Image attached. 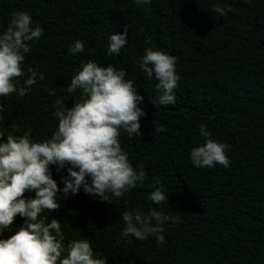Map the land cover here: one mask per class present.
Instances as JSON below:
<instances>
[{
	"label": "trees",
	"instance_id": "1",
	"mask_svg": "<svg viewBox=\"0 0 264 264\" xmlns=\"http://www.w3.org/2000/svg\"><path fill=\"white\" fill-rule=\"evenodd\" d=\"M216 5L226 15L214 13ZM18 11L27 12L43 35L29 42L31 51L21 66L25 76L14 83L23 86L29 66L44 79L24 97L0 96V143L29 129L32 142L50 139L58 130L54 102L68 108L86 99L80 90L67 92L82 61L124 69V79L144 97L138 104L146 113L139 121L143 135L129 138L121 129L118 139L133 168L144 165L145 181L112 203L82 188L67 197L57 193L60 208L42 215L61 222L64 243L86 239L94 258L106 257L107 264H264V0H151L143 5L134 0H0V35ZM125 24L128 43L118 55L109 54V35L123 34ZM77 40L84 51L70 55ZM148 47L176 58L175 105H160L158 81L149 80L136 63ZM47 90L56 94L49 96ZM201 124L215 141L228 145V168L193 165L191 150L205 142ZM161 125L166 132L155 131ZM49 167L62 189L67 166L59 172ZM156 178L168 196L159 205L150 199ZM34 196L25 193V198ZM153 209L179 216L176 224L163 225L162 246L151 236L121 238L125 210L147 215ZM22 224L17 216L12 231L0 238Z\"/></svg>",
	"mask_w": 264,
	"mask_h": 264
},
{
	"label": "clouds",
	"instance_id": "2",
	"mask_svg": "<svg viewBox=\"0 0 264 264\" xmlns=\"http://www.w3.org/2000/svg\"><path fill=\"white\" fill-rule=\"evenodd\" d=\"M134 3L149 4L151 0H134ZM212 11L226 15V10L219 5ZM123 28V34L109 35V54L118 55L128 43L129 26L125 24ZM42 35V27H33L27 12L12 14L6 31L0 35V96L16 93L17 97H24L33 85L44 79L43 73L29 66L23 86L14 83L25 76L21 66L25 54L31 51L29 42ZM145 43L151 44V38H146ZM84 48V43L77 40L68 53H82ZM136 63L149 80L155 77L158 81L156 90L161 93L160 105H175L174 90L180 80L176 58L148 47ZM81 65L82 70L77 74V68L71 72L70 76L75 75L67 92L75 94L80 90L86 99L72 101L68 108L60 100L54 102L56 111L53 115L58 120V130L50 139L32 142L29 129L19 137L9 134L6 141L0 143V237L5 230L12 231L17 216L23 218V224L12 235L0 238V264H107L106 257L94 258L93 247L86 239L69 240L65 244L61 222L57 219L48 222V217L42 213L60 208L59 192L67 197L69 193L78 194L82 188L86 194L112 203L113 197L121 198L145 181L144 165H138V171L134 169L118 139L121 129L129 138L143 135L139 121L146 113L138 104L144 97L137 94L132 80L124 79L127 75L124 69L117 70L111 64L99 66L91 60L82 61ZM47 91L49 96L56 94L55 90ZM3 111L4 105L0 104V113ZM155 131L166 132L167 129L161 125ZM200 136L205 142L191 150L193 165L196 168L216 165L228 168V145L215 141L203 124L200 125ZM50 165L56 166L58 172L67 166L62 189L52 178ZM86 177H90V183ZM150 187L154 188L150 194L154 204L167 202L168 196L162 191L163 185L158 178ZM26 192H34V198H25ZM120 219L124 223L120 233L122 239L135 237L145 241L151 236L160 247L165 242L163 225L176 224L179 216H168L155 209L147 215L125 210Z\"/></svg>",
	"mask_w": 264,
	"mask_h": 264
}]
</instances>
